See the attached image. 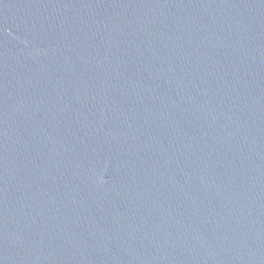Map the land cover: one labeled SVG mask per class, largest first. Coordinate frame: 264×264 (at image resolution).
<instances>
[{"label":"water","instance_id":"1","mask_svg":"<svg viewBox=\"0 0 264 264\" xmlns=\"http://www.w3.org/2000/svg\"><path fill=\"white\" fill-rule=\"evenodd\" d=\"M0 264H264V0H0Z\"/></svg>","mask_w":264,"mask_h":264}]
</instances>
